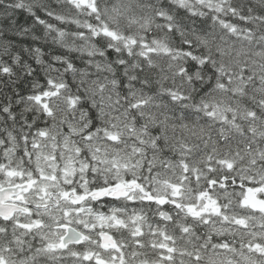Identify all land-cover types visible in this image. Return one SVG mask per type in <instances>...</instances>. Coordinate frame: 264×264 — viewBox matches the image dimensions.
I'll use <instances>...</instances> for the list:
<instances>
[{
  "label": "clouds",
  "instance_id": "obj_1",
  "mask_svg": "<svg viewBox=\"0 0 264 264\" xmlns=\"http://www.w3.org/2000/svg\"><path fill=\"white\" fill-rule=\"evenodd\" d=\"M0 264H264V0H0Z\"/></svg>",
  "mask_w": 264,
  "mask_h": 264
}]
</instances>
